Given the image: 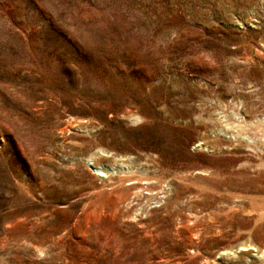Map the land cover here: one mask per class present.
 Masks as SVG:
<instances>
[{
    "label": "rangeland",
    "instance_id": "374dc122",
    "mask_svg": "<svg viewBox=\"0 0 264 264\" xmlns=\"http://www.w3.org/2000/svg\"><path fill=\"white\" fill-rule=\"evenodd\" d=\"M264 0H0V264H264Z\"/></svg>",
    "mask_w": 264,
    "mask_h": 264
},
{
    "label": "bare ground",
    "instance_id": "6f19581e",
    "mask_svg": "<svg viewBox=\"0 0 264 264\" xmlns=\"http://www.w3.org/2000/svg\"><path fill=\"white\" fill-rule=\"evenodd\" d=\"M263 253H264V251H263Z\"/></svg>",
    "mask_w": 264,
    "mask_h": 264
}]
</instances>
